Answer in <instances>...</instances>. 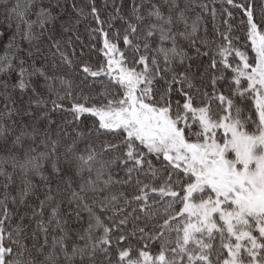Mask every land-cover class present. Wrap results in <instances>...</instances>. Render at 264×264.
Returning <instances> with one entry per match:
<instances>
[{"label": "snow or ice", "instance_id": "1", "mask_svg": "<svg viewBox=\"0 0 264 264\" xmlns=\"http://www.w3.org/2000/svg\"><path fill=\"white\" fill-rule=\"evenodd\" d=\"M216 19L0 0V264H264V0Z\"/></svg>", "mask_w": 264, "mask_h": 264}, {"label": "trees", "instance_id": "2", "mask_svg": "<svg viewBox=\"0 0 264 264\" xmlns=\"http://www.w3.org/2000/svg\"><path fill=\"white\" fill-rule=\"evenodd\" d=\"M71 2V0H69V3ZM81 3L83 4H87L90 2V0H80ZM96 4L98 6H103L104 4H108L111 5L113 3V0H95ZM116 3H119L120 0H115ZM196 2H207L209 4V7H211L213 4H215L216 10H217V19H216V23L219 25L220 24V20H221V6L224 4V0H196ZM110 9H104V14L105 16L107 15L108 11ZM91 21V17L88 18L87 21H84L83 23H81V25L79 26V32L81 34V39L84 42H87L89 40V36H88V31L86 28V25H88V22ZM207 23H208V27L209 30H211L212 28V21H211V17L208 16L207 18ZM71 51V49L69 48V52ZM51 105H49L50 107ZM67 106V105H66ZM247 114V113H246ZM70 119V117H69ZM87 225V216L85 214V223L84 226L86 227ZM79 227V226H77Z\"/></svg>", "mask_w": 264, "mask_h": 264}]
</instances>
